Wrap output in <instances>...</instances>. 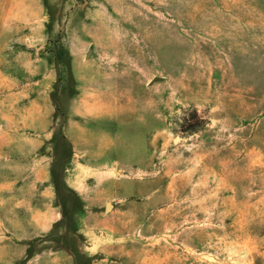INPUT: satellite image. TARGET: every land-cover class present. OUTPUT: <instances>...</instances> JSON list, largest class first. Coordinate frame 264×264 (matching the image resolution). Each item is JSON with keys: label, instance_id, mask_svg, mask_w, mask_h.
<instances>
[{"label": "rangeland", "instance_id": "1", "mask_svg": "<svg viewBox=\"0 0 264 264\" xmlns=\"http://www.w3.org/2000/svg\"><path fill=\"white\" fill-rule=\"evenodd\" d=\"M6 8L0 181L18 173L19 220H58L30 253L264 264V0Z\"/></svg>", "mask_w": 264, "mask_h": 264}, {"label": "crops", "instance_id": "2", "mask_svg": "<svg viewBox=\"0 0 264 264\" xmlns=\"http://www.w3.org/2000/svg\"><path fill=\"white\" fill-rule=\"evenodd\" d=\"M12 13L14 12L12 11ZM8 16H11V11L7 12V8L3 9L0 22L7 24ZM14 150L18 151V135H16ZM33 182L37 184L39 179L35 178L32 180ZM9 200L12 201L11 204H8ZM0 204L4 205V208L0 207V233L3 234V238L6 240L3 241L5 249L0 251V264H18L19 262H23V264H64V260H67L66 257H69L64 252H56L54 249H48L40 253H30L28 251L31 248L28 242L40 234H48L53 227L52 225L57 223L58 220L55 219L56 214L50 210L43 214H39L38 211L31 213L30 221L18 219V173L14 178H6L0 181ZM19 215L21 216V214ZM21 224H24V227L25 224L32 226L26 227L28 229L23 231ZM38 228H40V234L37 233ZM22 232L26 235H23ZM34 232H36V235L33 237ZM5 233H10V235ZM1 240H3L2 237H0ZM55 254L58 257H55Z\"/></svg>", "mask_w": 264, "mask_h": 264}, {"label": "water", "instance_id": "3", "mask_svg": "<svg viewBox=\"0 0 264 264\" xmlns=\"http://www.w3.org/2000/svg\"><path fill=\"white\" fill-rule=\"evenodd\" d=\"M90 54H91V51H89V52L87 53V58L90 57ZM161 80H162V79H160V78H155V79H154V81H156V82H159V81H161ZM110 207H111V205H107L106 210L110 209Z\"/></svg>", "mask_w": 264, "mask_h": 264}]
</instances>
